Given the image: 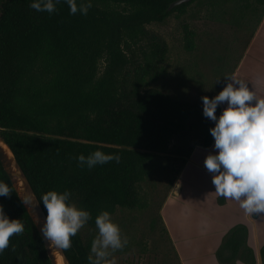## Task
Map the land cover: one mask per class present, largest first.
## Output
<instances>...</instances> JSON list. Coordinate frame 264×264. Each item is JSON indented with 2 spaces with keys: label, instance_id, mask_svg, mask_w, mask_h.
I'll return each mask as SVG.
<instances>
[{
  "label": "trees",
  "instance_id": "obj_1",
  "mask_svg": "<svg viewBox=\"0 0 264 264\" xmlns=\"http://www.w3.org/2000/svg\"><path fill=\"white\" fill-rule=\"evenodd\" d=\"M172 1L92 0L86 15H73L65 0L51 14L32 9L31 0H0V133L38 200L49 190H69V202L90 212L89 226L101 211L141 206L140 184L157 160L166 163L171 139L187 129L194 114L192 103L149 86L167 43L149 35L146 25L183 13L194 0L168 9ZM254 2L261 8L259 23L264 0ZM213 126L203 122L200 145L212 142ZM97 149L118 154L119 162L79 166L78 154ZM0 180L13 190L0 196V204L25 226L9 238L0 264H51L1 164ZM157 219L181 264L160 214ZM246 238L244 224L230 227L216 251L218 261L254 264ZM91 242L78 232L71 237L64 250L70 264H89ZM260 254L264 264V245Z\"/></svg>",
  "mask_w": 264,
  "mask_h": 264
},
{
  "label": "rangeland",
  "instance_id": "obj_2",
  "mask_svg": "<svg viewBox=\"0 0 264 264\" xmlns=\"http://www.w3.org/2000/svg\"><path fill=\"white\" fill-rule=\"evenodd\" d=\"M259 16L261 8L254 0H194L183 13L173 12L162 22L146 25L149 35L167 43L165 59L149 86L192 103L194 114L187 129L171 139L166 163L157 160L151 175L140 184L141 206H117L111 214L128 239L123 249L110 252L108 259L114 264H178L160 229V204L184 156L201 140L203 122L214 125L203 115L201 97L212 98L225 87V77L231 76L249 44ZM258 40L264 44L263 36ZM78 233L84 241H92L98 229L85 224Z\"/></svg>",
  "mask_w": 264,
  "mask_h": 264
},
{
  "label": "clouds",
  "instance_id": "obj_3",
  "mask_svg": "<svg viewBox=\"0 0 264 264\" xmlns=\"http://www.w3.org/2000/svg\"><path fill=\"white\" fill-rule=\"evenodd\" d=\"M70 14L79 12L86 15L92 7V0H65ZM59 0H31L30 7L39 12L56 11ZM227 83L215 96H202L203 115L214 121L209 132L214 138L213 148L204 159L206 169L212 173V183L218 195L239 202L247 214L264 213V98L256 93L243 80L227 76ZM226 103L219 115L218 105ZM79 166L89 169L97 164L115 160L119 155L104 153L97 149L85 156L76 157ZM13 192L8 183L0 180V196H9ZM17 195L25 205H32L36 196L32 191L17 190ZM71 192L49 190L40 197L46 217L41 226L45 239L54 249L66 250L71 247L74 236L91 219L89 211L70 203ZM98 233L91 242L89 264H114L108 259L110 252L123 249L128 239L121 232L111 214L101 211L95 217ZM20 219H10L0 204V252L9 246L13 234L24 231Z\"/></svg>",
  "mask_w": 264,
  "mask_h": 264
},
{
  "label": "crops",
  "instance_id": "obj_4",
  "mask_svg": "<svg viewBox=\"0 0 264 264\" xmlns=\"http://www.w3.org/2000/svg\"><path fill=\"white\" fill-rule=\"evenodd\" d=\"M264 15L257 24L249 44L239 58L231 76L245 81L258 98H264ZM257 42V43H256ZM231 82L229 79L226 82ZM225 84V86H226ZM226 107L222 104L221 111ZM220 114V113H219ZM198 142L184 156L185 160L160 206V216L181 264H221L216 251L223 235L235 224L247 227L246 244L252 249L254 264H261L264 245V213L247 214L239 202L218 195L212 173L204 159L213 148ZM235 264H247L236 258Z\"/></svg>",
  "mask_w": 264,
  "mask_h": 264
},
{
  "label": "water",
  "instance_id": "obj_5",
  "mask_svg": "<svg viewBox=\"0 0 264 264\" xmlns=\"http://www.w3.org/2000/svg\"><path fill=\"white\" fill-rule=\"evenodd\" d=\"M187 1H190V0H173L172 2L169 3L167 8L171 9L173 6L181 4L183 2H187ZM0 164L3 170L5 171V173L7 174L15 192L17 190L22 191L26 188V190L32 191L35 194L26 174L24 173L23 169L21 168V166L15 159L10 147L8 146L7 142L5 141L1 133H0ZM18 198L20 199L19 196ZM23 206L25 207L28 215L30 216L32 220V223L36 227L43 241V244H44L47 256L50 260V263L59 264L58 261L60 260L61 264H70L69 259L67 258L64 250L54 249L50 245V241L45 239V237L43 236L41 232V226L44 223L46 213L44 209L42 208L37 196H36V200H34L32 205L23 204Z\"/></svg>",
  "mask_w": 264,
  "mask_h": 264
},
{
  "label": "bare ground",
  "instance_id": "obj_6",
  "mask_svg": "<svg viewBox=\"0 0 264 264\" xmlns=\"http://www.w3.org/2000/svg\"><path fill=\"white\" fill-rule=\"evenodd\" d=\"M59 264H61L60 260L58 261Z\"/></svg>",
  "mask_w": 264,
  "mask_h": 264
}]
</instances>
